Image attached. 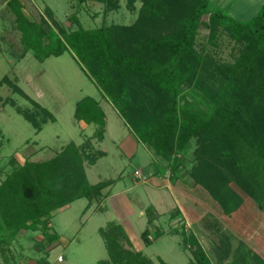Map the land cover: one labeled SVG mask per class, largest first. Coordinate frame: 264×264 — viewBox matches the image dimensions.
I'll list each match as a JSON object with an SVG mask.
<instances>
[{
    "label": "trees",
    "instance_id": "obj_1",
    "mask_svg": "<svg viewBox=\"0 0 264 264\" xmlns=\"http://www.w3.org/2000/svg\"><path fill=\"white\" fill-rule=\"evenodd\" d=\"M34 1L0 0V16L9 24L0 39L17 50L15 59L30 49L39 62L70 52L137 141L166 163L168 180L181 186L177 187L186 218L195 222L213 214L240 242L229 264H247L244 260L250 253L262 264L264 245L255 252H245L244 247L264 236V3L250 21L241 22L212 9L211 0H141L130 26L101 24L86 29L72 15L77 28L66 31L48 7L35 18L26 14L24 9ZM70 2L76 7L99 3L104 12L118 8V0ZM127 5L133 8L134 0H127ZM202 26L212 33L225 29L238 47L233 62L217 64L214 73H207L208 59L195 48ZM13 89L42 113V124L54 120L18 86ZM17 112L37 133L41 130L33 114L19 108ZM73 116L93 124V135L80 145L67 144L49 160H25L0 183V227L12 236L42 230L51 244L57 240L56 234H49L53 212L81 198L88 200L87 209L115 183L107 179L90 184L85 172V165L106 156L91 143L101 142L106 130L99 102L81 99ZM193 138L196 164L189 173L193 183L186 185L178 176L181 162L174 155L184 152ZM145 214L149 225L158 217L152 208ZM98 231L108 259L97 264H167L134 251L115 221ZM160 235L156 231V237ZM141 239L145 245L151 243L149 228ZM226 242L227 236L218 248V264H228ZM182 243L191 255L188 264H213L194 235L182 234Z\"/></svg>",
    "mask_w": 264,
    "mask_h": 264
},
{
    "label": "rangeland",
    "instance_id": "obj_2",
    "mask_svg": "<svg viewBox=\"0 0 264 264\" xmlns=\"http://www.w3.org/2000/svg\"><path fill=\"white\" fill-rule=\"evenodd\" d=\"M32 3L24 9L26 14L35 18L48 7L66 31L77 28L70 19L72 15L86 29L101 24L130 26L135 23L141 6V0H134L133 8L128 7L127 0H118L116 10L104 12L99 3L79 7L72 5L70 0H36ZM263 3L264 0H211L210 7L237 21L248 22ZM6 22L0 16V36L4 29H9ZM195 48L208 59L204 64L207 73H214L217 64L232 63L238 49L225 29L218 28L212 33L206 26L199 30ZM15 52L17 50L0 39V183L18 168V163L49 160L67 144L80 145L93 135V124L83 125L73 116L76 103L85 97L98 101L105 114L104 139L101 142L92 139L91 143L95 150L107 153L94 165H86L87 179L90 184L107 179H113L115 183L105 191L103 199L93 201L87 209L88 200L81 198L53 212L49 234H56L57 240L48 243L50 247L38 238L43 235L42 230H22L12 236L1 225L0 235L4 237L0 236V264H30L31 261L33 264H97L108 259L98 230L111 221L126 230L134 251L142 252L155 263L162 258L168 264H188L191 255L182 243L184 234L186 237L196 235L202 240L212 263L218 264L214 256L227 236L230 252L224 263L229 264L240 244L239 239L213 214H205L195 222L186 218L181 210L184 202L178 189L181 186L168 180L170 173L165 169L166 163L137 141L70 52L48 57L42 62L34 57L32 49L22 59H15ZM13 86H18L31 100L47 109L54 120L42 124V113L37 112L30 100L18 94ZM17 108L33 114L41 123L38 133ZM196 147L193 138L184 152L174 155L181 162L178 176L186 185L193 183L189 173L196 164L193 152ZM135 171L139 172L138 176ZM148 208L158 216L152 225L147 223L145 213ZM146 228L150 229L149 245L141 239ZM156 231L161 235L156 237ZM261 245H264V236L253 238L244 251L255 252ZM244 261L258 264L251 253Z\"/></svg>",
    "mask_w": 264,
    "mask_h": 264
},
{
    "label": "crops",
    "instance_id": "obj_3",
    "mask_svg": "<svg viewBox=\"0 0 264 264\" xmlns=\"http://www.w3.org/2000/svg\"><path fill=\"white\" fill-rule=\"evenodd\" d=\"M218 0H215V2H217ZM81 124H83V125H85L83 122H81ZM107 154V153H106ZM18 162L16 161V164H17ZM24 162H22V163H18L19 165H18V167L19 166H21L22 164H23ZM85 169H86V165H85ZM86 172V171H85ZM125 230V229H124ZM125 232H126V230H125ZM126 234H127V232H126ZM195 237H196V239H197V241L199 242V244L202 246V248L204 249V247H203V242H201L202 240H200L196 235H194ZM235 236V235H234ZM129 237V236H128ZM151 237V236H150ZM39 238V240H41V241H43V242H45V244H46V246L48 245V247H50L51 245H49L48 244V242H47V240L44 238V236L43 235H41V236H39L38 237ZM236 238H237V236H236ZM151 239V238H150ZM252 241V240H251ZM250 241V242H251ZM262 246V245H261ZM49 249V248H48ZM204 251L206 252V250L204 249ZM207 253V252H206ZM208 255V254H207ZM217 255H218V252L215 254V256H214V259H215V262H216V260H217ZM210 258V257H209ZM160 259H162V258H160ZM211 260V259H210ZM165 262V261H164ZM214 262V261H213ZM34 262L33 261H31L30 262V264H33ZM168 264V263H167Z\"/></svg>",
    "mask_w": 264,
    "mask_h": 264
},
{
    "label": "built area",
    "instance_id": "obj_4",
    "mask_svg": "<svg viewBox=\"0 0 264 264\" xmlns=\"http://www.w3.org/2000/svg\"><path fill=\"white\" fill-rule=\"evenodd\" d=\"M135 175H137V176H138V175H139V172L135 171Z\"/></svg>",
    "mask_w": 264,
    "mask_h": 264
}]
</instances>
